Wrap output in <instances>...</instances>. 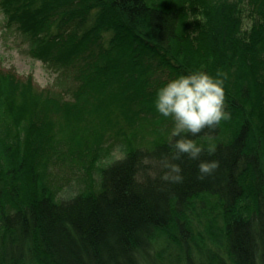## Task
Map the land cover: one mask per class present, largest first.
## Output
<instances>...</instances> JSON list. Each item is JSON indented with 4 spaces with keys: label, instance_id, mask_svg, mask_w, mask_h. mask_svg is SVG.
<instances>
[{
    "label": "trees",
    "instance_id": "obj_1",
    "mask_svg": "<svg viewBox=\"0 0 264 264\" xmlns=\"http://www.w3.org/2000/svg\"><path fill=\"white\" fill-rule=\"evenodd\" d=\"M0 9L56 78L41 88L0 69V264H264V0ZM217 70L231 119L187 134L201 156L163 181L174 122L157 90ZM202 160L219 168L198 179ZM56 171L75 194L59 195Z\"/></svg>",
    "mask_w": 264,
    "mask_h": 264
},
{
    "label": "clouds",
    "instance_id": "obj_2",
    "mask_svg": "<svg viewBox=\"0 0 264 264\" xmlns=\"http://www.w3.org/2000/svg\"><path fill=\"white\" fill-rule=\"evenodd\" d=\"M227 73L217 70L216 76L205 72H191L168 81L157 90L155 108L164 117H171L174 122L170 141L171 151L161 158L163 171L161 179L170 183L183 182L182 169L174 161L182 155L196 160L203 149L187 134L197 136L204 129L214 130L221 121L231 119L225 111L224 81ZM209 139L211 137L209 136ZM215 144H209L207 152L212 155ZM219 168V161L202 160L198 164V179L211 175Z\"/></svg>",
    "mask_w": 264,
    "mask_h": 264
},
{
    "label": "rangeland",
    "instance_id": "obj_3",
    "mask_svg": "<svg viewBox=\"0 0 264 264\" xmlns=\"http://www.w3.org/2000/svg\"><path fill=\"white\" fill-rule=\"evenodd\" d=\"M30 44L15 28L6 25V19L0 9V69L13 71L25 79L31 77L35 85L49 88L55 81V74L41 61L34 59L30 53ZM151 127L150 130H152ZM111 155L118 157V149H113ZM57 182L60 184L61 197H67L77 192L79 183L69 178L67 172L56 171Z\"/></svg>",
    "mask_w": 264,
    "mask_h": 264
}]
</instances>
